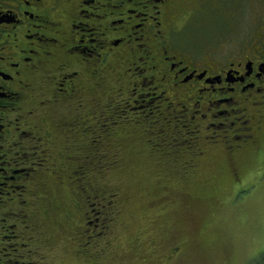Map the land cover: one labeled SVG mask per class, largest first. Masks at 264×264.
Instances as JSON below:
<instances>
[{
    "label": "flooded vegetation",
    "instance_id": "af4514ba",
    "mask_svg": "<svg viewBox=\"0 0 264 264\" xmlns=\"http://www.w3.org/2000/svg\"><path fill=\"white\" fill-rule=\"evenodd\" d=\"M254 2L259 22L251 32L235 37L229 31L236 41L230 46L212 39L195 46L197 11L208 7L216 14L227 7L236 21L242 6L208 0H0V264H43L39 246L47 247L52 235L48 227L37 229L29 208L34 199L51 196L61 217L72 220L62 173L69 144L75 138L85 145L88 133L94 136L103 107L108 118L127 105L149 107V114L165 117L163 124H174L178 115L160 116L159 102L179 106L180 116L194 122L186 132L193 133L186 139L195 145L190 167L216 146L222 145L227 165L238 151L254 150L264 129V0ZM52 175L62 195L54 185L46 187ZM91 204L79 213L93 211L86 226L93 233L99 227L101 235L112 218L94 207L97 201ZM50 212L45 206L40 215Z\"/></svg>",
    "mask_w": 264,
    "mask_h": 264
},
{
    "label": "rangeland",
    "instance_id": "374dc122",
    "mask_svg": "<svg viewBox=\"0 0 264 264\" xmlns=\"http://www.w3.org/2000/svg\"><path fill=\"white\" fill-rule=\"evenodd\" d=\"M208 1L241 5V12L237 10L235 21L230 17L233 11H226L227 7H221L216 14L204 7L209 19L206 13L197 11L193 17L198 31L195 46L208 39L215 41V45L218 41L219 45L230 46L236 41L228 33L237 37L245 31L251 32L253 24L259 22L260 9L254 0ZM228 17L230 20L225 23ZM174 42L178 46L180 40L175 38ZM145 97L149 99L151 94ZM163 101L159 102L160 116L172 112L178 115L174 130L164 125L165 117L160 118L156 112L149 114L148 109L127 105L120 107L119 113L130 119L122 124L124 128L111 134L112 140L105 139V145L100 146L108 155L118 157L117 166L102 176L107 186L102 193H119L118 200L114 196L112 199L120 210L112 222L108 242L97 238L96 244H92L91 225L82 229L84 226L80 224L75 234L72 222L62 220L59 212L62 209L57 206L52 215L41 217V209L49 206L46 196L34 199L29 206L34 211L33 221L38 223L37 229L48 227L52 235L47 247L39 246L40 254H45L43 264H264V129L256 137L254 150L238 151L233 155L235 162L227 165L222 145L216 146L197 155V164L183 173L177 164L160 162L154 148L146 145L147 135L138 125V120L147 117L154 125L159 123L155 127L157 132L168 134L160 142L149 134L155 148L175 153L184 149L182 139L176 137H186L194 122L188 123L180 116L183 111L179 106L165 108ZM99 112L104 117L108 114L104 107ZM102 118L96 120L100 125ZM168 119L174 118L168 116ZM174 132L177 133L168 138ZM173 138L174 141H169ZM185 155L190 158L195 152ZM57 191L55 186L54 193ZM92 216L86 215L80 221L87 225ZM42 218L45 225L39 224Z\"/></svg>",
    "mask_w": 264,
    "mask_h": 264
},
{
    "label": "trees",
    "instance_id": "16d2710c",
    "mask_svg": "<svg viewBox=\"0 0 264 264\" xmlns=\"http://www.w3.org/2000/svg\"><path fill=\"white\" fill-rule=\"evenodd\" d=\"M150 106H152L151 103H150ZM146 109L149 110V107H147ZM120 111H119V109H117V111H115V109H113L111 111L112 113H110V114L114 115L113 118H108L107 116H109V115L107 114V116H105L107 118L100 115V116H98L97 119H95V120H98V119H101L103 117L102 118L103 120L101 121V125H100V122L97 121V123H98L96 126L97 132L93 133L94 134L93 138H95L99 134L101 135L100 138H95V140H94L93 138H90V137H92V136H90L89 138L86 139L85 145H83L82 142L79 143V140H77L75 138H71V141L69 144V148L71 149V151L69 152L68 158L66 160V163H67L66 166L67 167L62 172V173H64V176H65L64 178H66L65 182H64V185H65V191L64 192L67 195V198L64 197L65 198L64 205L68 207L70 215H71V219H72V220H70L69 216H66L64 219L62 218V220H65L66 222H72V224H73L72 231L75 232V234H76V230L78 228L77 224L80 222V219L83 217V215L85 213L84 210L81 212V214L79 213V211H81L85 207L88 208L89 205L90 206L93 205V204H91L92 201H97V204H95L94 207L98 208V209L99 208L102 209L103 214L107 213V214L111 215L112 219L110 220V223L108 225L109 229L106 228L107 231L105 230V228H102L104 230V232H103V234L99 235L97 233L98 231H100L99 227L96 229V231H94V233L91 230L90 235L92 236V244L95 243V239L99 238L101 240V238H104V237H105V242H108L107 240H108L110 231L113 230L111 227L112 222L114 221L115 217H118L117 215H118V212L120 210V207L117 205V203L114 204V200H112L113 196H114L115 201H116V199L118 198V195H119L118 192L110 191V192L105 193V194L102 193V192H104L103 189H105L107 187V186H105V183L102 182V176L104 173L110 171L113 167L117 166L115 164L118 161V157H113V156L108 155L107 152L102 151L103 147H101L102 150L100 149L101 145H105L104 144L105 139H108V140L113 139L112 135H107L105 133V131L109 132V131H113V129H117L116 132H118V129L124 128V126H122V124H126L128 122V120L130 119V118L129 119L124 118L125 116H121L119 113ZM116 117L119 119H116ZM104 119H106V120H104ZM144 119L145 120H143V121L138 120L139 121L138 125L142 126L143 133H146V135H147L145 140H146V142H148L150 144L146 143V145H148L149 148L150 147L154 148L153 152H154V154H157V156L161 158L160 162L163 164H168V165L169 164H172V165L177 164L183 170V173H187L188 170L192 169V167H190V162H192L191 160H193V158L192 157L188 158L185 154H186V152H189V153L194 152L195 145L193 144V141L187 140L186 137H176L177 140L182 139L181 143L183 144L184 149H182L181 151H177L176 153L172 152V151L171 152L161 151L158 148L154 147V144H152V141H151V139L148 138V136L150 134L151 137H154V139H155L154 141L160 142L161 138L168 136V134H166V133L164 134L163 131L161 133H160V131L157 132V129L155 130V127L158 128L159 123H156V125H154L153 123L148 121L147 117ZM171 122L167 121V122H165L164 125H167L170 128H172L171 130H174V126H175L174 124L176 121L174 122V124ZM114 123L117 124V127H114V125H115ZM112 124H114V125L112 126ZM161 130H162V128H161ZM101 131L104 133H101ZM116 132H114V133H116ZM175 133H177V132L171 133L168 138H170ZM186 136H188V135H186ZM72 137H76V136L72 135ZM174 140H175V138H173V140H169V141H174ZM169 141H168V143H169ZM113 147H114V145H113ZM104 149H106V148H104ZM158 160H159V158H158ZM66 170H67V173H65ZM92 178H94V179H92ZM95 179H96V181H94ZM54 180H55V177L52 175L51 181L49 182L50 183L49 185H54V183H53ZM55 186H56V184H55ZM50 188H52V187H50ZM84 188L86 189V193L90 196V198L87 197L86 202L84 201V199H82V198H85V195H86V193L84 192ZM46 191H47V189H46ZM55 194L56 195L57 194L62 195V191L61 190L59 192L57 191ZM48 199L51 200V196H49V198L48 197L46 198V203L49 204V206H48L49 212L50 211L52 212L53 209L56 207V203L58 200H54V198H53V202L49 203ZM52 203H53V205H52ZM90 206L88 209H90ZM93 213L94 212L91 211L88 213V215L94 216L95 213L94 214ZM73 220L77 221V222H73ZM83 226L84 227H81V226H79V227H81L82 229L87 227L86 225H84V223H83ZM93 227L95 228L96 226H93ZM85 231H86V229H85ZM82 233H83V230H82ZM82 242H83V240H82ZM81 249H83V248H81Z\"/></svg>",
    "mask_w": 264,
    "mask_h": 264
}]
</instances>
